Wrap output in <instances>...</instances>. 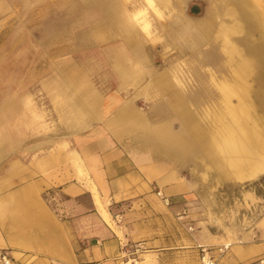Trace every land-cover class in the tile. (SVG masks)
Segmentation results:
<instances>
[{"label": "rangeland", "instance_id": "rangeland-1", "mask_svg": "<svg viewBox=\"0 0 264 264\" xmlns=\"http://www.w3.org/2000/svg\"><path fill=\"white\" fill-rule=\"evenodd\" d=\"M253 3L264 13V0ZM233 6L169 0L158 17L145 0H0V231L16 241L17 160L44 157L54 173L81 171L123 243L90 264H202V249L217 264H264V171L220 174L188 132V121L205 124L202 112L220 107L217 86L233 76L225 39L254 59L247 97L264 126V37ZM126 104V121L110 124ZM121 164L143 171L142 196L129 176L110 197L97 191L115 180L101 172L122 173ZM41 196L61 217L63 200ZM80 206L90 212L87 196Z\"/></svg>", "mask_w": 264, "mask_h": 264}, {"label": "crops", "instance_id": "crops-1", "mask_svg": "<svg viewBox=\"0 0 264 264\" xmlns=\"http://www.w3.org/2000/svg\"><path fill=\"white\" fill-rule=\"evenodd\" d=\"M134 42L128 43L132 51L135 50ZM117 70L121 75L125 73L121 68ZM131 109V105H124L109 123L123 124ZM74 151L80 152V149ZM41 159V164L34 165L35 162L30 161V166L17 160V239L14 241L11 235L0 231V249L15 245L17 250L10 254L19 264H90L116 256L123 243L101 218L81 171H74L68 164L61 172L54 173L47 169L49 166L45 167V158ZM133 166L135 169H127L121 164L122 173L112 171L116 169L111 165L107 167L101 176L105 179L108 175L115 180L110 184L103 180L97 191L108 192L110 197L111 186H118L129 176L133 180L134 192L142 196L147 184L143 180V171L137 165ZM146 174L152 175L150 170H146ZM47 191H54L63 200L61 217L43 200L41 195ZM113 193L112 199L119 194V189ZM86 196L91 204L88 213L80 206Z\"/></svg>", "mask_w": 264, "mask_h": 264}, {"label": "bare ground", "instance_id": "bare-ground-1", "mask_svg": "<svg viewBox=\"0 0 264 264\" xmlns=\"http://www.w3.org/2000/svg\"><path fill=\"white\" fill-rule=\"evenodd\" d=\"M145 1L158 17L162 16L160 9H166L169 6V0ZM232 2L234 6L232 9H228V13L231 16L237 14L247 29L255 30L264 37V13L256 7L253 3L254 0L253 2L232 0ZM140 25L144 31L148 29L146 20L143 19ZM239 26L235 29H238ZM227 31L223 28L221 33L225 34ZM261 45L264 50V43ZM250 50L255 53L254 49ZM223 53L232 67L233 76L230 75L232 78L229 82L224 79L217 86L220 92V95L218 94L221 102L220 107L211 111L206 110L205 113L201 111L206 120L205 124H202L198 119L188 121L189 140L197 147L198 145L204 147L203 153L205 154L203 155L220 174L228 173L240 179L243 177L253 178L264 171V126H262L261 120L258 121L254 118L252 103L247 97L249 85L247 86L246 81L253 73L254 59L240 53L229 44L227 39L223 42ZM233 99L236 100L235 104H232ZM124 264H130V262Z\"/></svg>", "mask_w": 264, "mask_h": 264}, {"label": "built area", "instance_id": "built-area-1", "mask_svg": "<svg viewBox=\"0 0 264 264\" xmlns=\"http://www.w3.org/2000/svg\"><path fill=\"white\" fill-rule=\"evenodd\" d=\"M220 252H222L221 249ZM201 253H202L201 256L202 264H217L216 259L206 249H202ZM0 264H19V263L11 256L8 250L0 249Z\"/></svg>", "mask_w": 264, "mask_h": 264}]
</instances>
